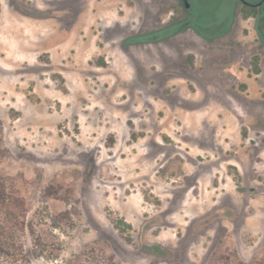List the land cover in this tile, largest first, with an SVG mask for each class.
Here are the masks:
<instances>
[{
  "label": "rangeland",
  "instance_id": "obj_1",
  "mask_svg": "<svg viewBox=\"0 0 264 264\" xmlns=\"http://www.w3.org/2000/svg\"><path fill=\"white\" fill-rule=\"evenodd\" d=\"M240 9L0 0V191L35 264H264V10Z\"/></svg>",
  "mask_w": 264,
  "mask_h": 264
},
{
  "label": "trees",
  "instance_id": "obj_2",
  "mask_svg": "<svg viewBox=\"0 0 264 264\" xmlns=\"http://www.w3.org/2000/svg\"><path fill=\"white\" fill-rule=\"evenodd\" d=\"M255 71L258 69L255 68ZM15 201L23 200L4 189L0 191V264H35L18 238L17 229L22 222L23 210L18 208L20 212L17 211ZM68 261H72L69 264H118L113 254L97 251L93 245L85 246Z\"/></svg>",
  "mask_w": 264,
  "mask_h": 264
},
{
  "label": "flooded vegetation",
  "instance_id": "obj_3",
  "mask_svg": "<svg viewBox=\"0 0 264 264\" xmlns=\"http://www.w3.org/2000/svg\"><path fill=\"white\" fill-rule=\"evenodd\" d=\"M230 3H227L226 0H221V4L228 9H230V6L232 3H238L240 4V12L242 17L244 18H250L256 19L258 16H260L261 11L264 10V0H230ZM180 4L185 8L187 11V0H180ZM245 13H247L246 16ZM181 24H172L170 27L179 29ZM168 30V29H167ZM171 30V29H170ZM177 31V30H176Z\"/></svg>",
  "mask_w": 264,
  "mask_h": 264
}]
</instances>
